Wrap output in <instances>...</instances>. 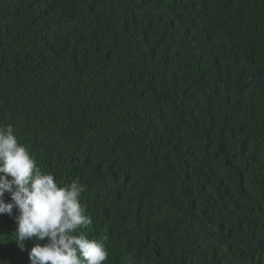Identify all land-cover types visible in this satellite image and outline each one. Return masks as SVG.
<instances>
[{
    "label": "trees",
    "instance_id": "1",
    "mask_svg": "<svg viewBox=\"0 0 264 264\" xmlns=\"http://www.w3.org/2000/svg\"><path fill=\"white\" fill-rule=\"evenodd\" d=\"M7 125L104 264H264V0H0ZM18 215L0 264L47 242Z\"/></svg>",
    "mask_w": 264,
    "mask_h": 264
},
{
    "label": "clouds",
    "instance_id": "2",
    "mask_svg": "<svg viewBox=\"0 0 264 264\" xmlns=\"http://www.w3.org/2000/svg\"><path fill=\"white\" fill-rule=\"evenodd\" d=\"M83 190L78 180L59 186L18 142L13 127H0V214L18 210L15 240L21 249L33 238L47 241L30 249V264H104L108 259L102 241L78 234L92 223L80 200Z\"/></svg>",
    "mask_w": 264,
    "mask_h": 264
}]
</instances>
